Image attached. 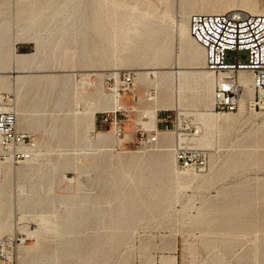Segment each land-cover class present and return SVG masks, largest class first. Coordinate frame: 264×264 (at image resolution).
<instances>
[{"label": "rangeland", "instance_id": "obj_1", "mask_svg": "<svg viewBox=\"0 0 264 264\" xmlns=\"http://www.w3.org/2000/svg\"><path fill=\"white\" fill-rule=\"evenodd\" d=\"M193 5L264 10V0H0V91L37 142L32 161L0 162V237L14 240L16 264H264V105L251 85L236 112L212 111L203 49L179 32ZM128 70L135 99L120 98L116 137L98 117L114 106L106 77ZM179 147L205 150V168L178 173Z\"/></svg>", "mask_w": 264, "mask_h": 264}, {"label": "built area", "instance_id": "obj_2", "mask_svg": "<svg viewBox=\"0 0 264 264\" xmlns=\"http://www.w3.org/2000/svg\"><path fill=\"white\" fill-rule=\"evenodd\" d=\"M190 33L204 50L205 66L214 75L212 108L215 113H234L238 110L243 87L240 72L251 74L256 106L264 101V14H251L242 10L223 13H192L189 17ZM243 54V55H242ZM136 72H119V84L109 87L118 98L132 95L135 99ZM147 100L154 96L149 90ZM124 107L118 106L100 112L98 122L116 137L124 135ZM168 110H165L167 112ZM158 112H161L158 111ZM168 122V118L164 119ZM156 141V135L147 136ZM37 142L27 131L19 128L13 93L0 91V162L21 163L33 155ZM207 153L200 148L179 147L175 150L180 170L202 171ZM0 264H16L14 240L0 237Z\"/></svg>", "mask_w": 264, "mask_h": 264}, {"label": "bare ground", "instance_id": "obj_3", "mask_svg": "<svg viewBox=\"0 0 264 264\" xmlns=\"http://www.w3.org/2000/svg\"><path fill=\"white\" fill-rule=\"evenodd\" d=\"M193 10H194V12H196V13H223V12H227V11H232V10H242V9H232V10H230L228 7H222V8H220V9H208V8H206V7H204V6H199V5H193ZM248 8V7H247ZM242 11H246V12H248V13H251V14H264V10H258V9H254V8H248V9H243ZM190 17V16H189ZM189 17H188V29L186 28V26H185V24L184 23H182L181 25H180V27H179V32H180V34L183 36V35H190V37L192 38V36H191V33H190V25H189ZM177 21V20H176ZM177 24V23H176ZM189 30V31H188ZM192 40L194 41V39L192 38ZM195 42V41H194ZM195 43H197V42H195ZM198 44V43H197ZM199 45V44H198ZM200 46V45H199ZM201 47V46H200ZM202 48V47H201ZM203 49V48H202ZM203 53H204V50H203ZM204 62H205V56H204ZM206 67V66H205ZM207 69V68H206ZM150 71V70H149ZM144 71V70H141L140 72H139V75H140V80L141 81H146L148 78H149V74H154V75H156L158 72H159V70L158 69H156V70H154V71ZM12 72L13 73H16V74H14V75H12L13 76V79L15 80V81H17V79H18V77H19V72L15 69V66L13 67V70H12ZM176 73H181V74H184L183 73V71H181V69H176V71H175ZM25 74V73H24ZM39 74V73H38ZM202 74L204 75V77H206V78H209V77H212V75H213V73L211 72V71H209L208 69H207V71H202ZM118 75H119V73H115V74H113V75H109V76H107L106 77V79H109V78H115V82H116V85H115V90H117V88H118V84H119V79H118ZM136 75H137V73H136ZM176 75V74H175ZM91 74H88V73H86V74H82L81 76H80V80H81V83H82V85H84V86H87V85H92L93 84V81L91 80ZM213 78H214V75H213ZM239 80H240V83H241V85H242V87H243V93H242V95H241V99H240V101L242 102L243 101V97H246V96H251V85H252V88L254 89V85H253V80H252V76H251V74L250 73H248V72H245V71H242V72H240V75H239ZM136 82H137V76H136ZM213 86H214V81H213ZM156 92V91H155ZM11 93V92H10ZM212 93H213V91H212ZM111 95L113 96V99H114V106H113V108H115V107H118L119 105V103H120V98H118L114 93H111ZM155 98H156V93H155V95L151 98V99H149L148 101H153V100H155ZM253 103H254V107H256V102L254 101V97H253ZM212 104H213V99H212ZM261 105H264V101H262L261 103H260V106ZM239 106H240V102H239ZM112 108V109H113ZM239 108V107H238ZM212 111H213V108H212ZM156 113H157V111H155ZM214 112V111H213ZM213 112H208V113H201L200 115H199V117H200V120L202 121V122H207V121H211L212 119H213V117H214V113ZM18 114V113H17ZM217 114H225V113H217ZM206 125V124H205ZM150 127L151 128H153V127H155V125L154 124H151L150 125ZM156 137H157V135H156ZM182 140V139H181ZM33 151V155L30 157V158H28L27 160H25V161H23V162H27V161H32L33 159H34V155H35V153H34V150H32ZM22 162V163H23ZM176 169H177V171H178V173H180V174H187V173H190V172H193L192 170H179V168H177V163H176Z\"/></svg>", "mask_w": 264, "mask_h": 264}, {"label": "crops", "instance_id": "obj_4", "mask_svg": "<svg viewBox=\"0 0 264 264\" xmlns=\"http://www.w3.org/2000/svg\"><path fill=\"white\" fill-rule=\"evenodd\" d=\"M166 118H168V122L164 121V119ZM169 118H170V115L166 114V112H161V114H158V117H157V126L161 129L168 128Z\"/></svg>", "mask_w": 264, "mask_h": 264}]
</instances>
